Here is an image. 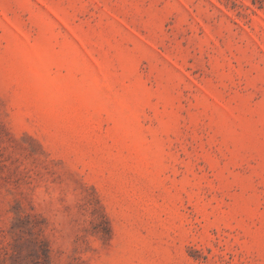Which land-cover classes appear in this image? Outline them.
<instances>
[{
	"label": "rangeland",
	"instance_id": "1",
	"mask_svg": "<svg viewBox=\"0 0 264 264\" xmlns=\"http://www.w3.org/2000/svg\"><path fill=\"white\" fill-rule=\"evenodd\" d=\"M0 264H264V0H0Z\"/></svg>",
	"mask_w": 264,
	"mask_h": 264
}]
</instances>
